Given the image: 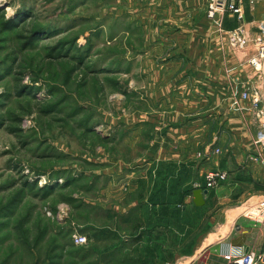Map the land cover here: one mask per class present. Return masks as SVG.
Masks as SVG:
<instances>
[{"label": "rangeland", "instance_id": "374dc122", "mask_svg": "<svg viewBox=\"0 0 264 264\" xmlns=\"http://www.w3.org/2000/svg\"><path fill=\"white\" fill-rule=\"evenodd\" d=\"M195 1L0 0V264H119L131 258L124 256L128 251L118 262L102 258L135 234L133 219L115 216L113 195L128 187L122 177L146 172L147 155L158 148L152 136L165 130L156 122L192 117L169 108L168 90L153 86L152 74L160 65L166 75L162 60L191 53L204 16L241 49L232 37L241 27L237 15L210 18L206 1L196 9L190 6ZM227 15L237 26L226 32ZM253 111L262 123L255 142L264 150L257 143L264 114ZM228 180L229 173L216 187ZM180 204L158 212L181 216L175 239L172 233L163 239L165 254H154L152 240L129 242L134 252L126 264H171L178 252L186 263L223 208ZM139 209L137 218L157 214ZM256 209L250 214L261 213L264 202ZM76 234L87 242L77 244ZM173 249L177 255L169 254ZM247 258L254 261L249 256L241 264H249Z\"/></svg>", "mask_w": 264, "mask_h": 264}, {"label": "crops", "instance_id": "0c3cea01", "mask_svg": "<svg viewBox=\"0 0 264 264\" xmlns=\"http://www.w3.org/2000/svg\"><path fill=\"white\" fill-rule=\"evenodd\" d=\"M195 3L190 6L196 9L202 0ZM242 7L241 23L254 38L259 31L255 25L264 21V0L254 6L250 0H242ZM223 23L226 32L237 26L236 18L229 15ZM201 25L195 31L197 39L191 53L162 60L166 75L159 65L151 77L152 85H158L159 91L163 87L168 90L165 99L170 103L169 108L191 112L192 117L184 122H156L165 130L152 136L158 148L147 155L142 169L146 172L136 175L134 171L122 177L128 187L124 193L116 189L113 195L116 204L112 209L116 217L133 219L135 234L126 243L152 240L153 245L157 243L154 254L160 255V250L165 254L166 233H172L175 239L176 222L181 220L180 215L159 214L161 207L181 206L182 200L184 206L198 209L221 207L223 212L219 210L217 215L221 219L215 221L218 223L209 235L195 243L185 264H236L227 259L230 254L242 258L253 256L252 264H264V210L256 216L250 214L251 209L259 210L256 208L264 202V195L251 197L253 194L249 193L264 191V150L255 142L262 123L254 119L252 98H240L245 88L251 86L260 94L264 105V70L257 72L249 62L256 52L252 42L247 47L235 48L213 20L204 16ZM256 155L261 159H252ZM212 169L228 172L229 180L208 190L205 204L198 206L193 193L203 189L198 184H204L205 174ZM141 206L157 214L137 218L134 215L140 213ZM177 236L180 241L178 230ZM126 243L120 242L110 249V262H118L124 256L131 257L128 260L133 258L134 251L127 249ZM125 251L129 254L121 255ZM169 254L177 255L174 249ZM179 254L177 258L173 256L171 264H182Z\"/></svg>", "mask_w": 264, "mask_h": 264}, {"label": "built area", "instance_id": "2783aa9c", "mask_svg": "<svg viewBox=\"0 0 264 264\" xmlns=\"http://www.w3.org/2000/svg\"><path fill=\"white\" fill-rule=\"evenodd\" d=\"M207 3L208 16L210 18H215L218 14L224 15L227 11H231L234 15H237L239 21L243 23L244 21V11L242 7V0H205ZM260 0H250L251 4L255 5ZM241 23V27L238 28L233 34V41L238 42L237 46L241 48L247 47L250 42L256 46V52L250 57L249 62L257 70V72H262L264 67V21L255 25L258 28V33L254 38H250L244 24ZM242 98H252L253 108L260 111V114H264V105H262V98L260 94L252 87H246L241 94ZM258 114V115H260ZM257 143H260L264 148V130L260 133ZM219 151V150H218ZM260 156L256 155L252 159L260 160ZM228 178V173L223 170L213 169L210 170L205 177V182L198 187L203 189H211L216 187L219 183L224 182ZM75 242L82 245L87 242V237L81 234H76L74 236ZM229 260H235L236 264H241L242 258H234L231 254L227 256ZM249 264H252L249 262Z\"/></svg>", "mask_w": 264, "mask_h": 264}, {"label": "water", "instance_id": "95a60500", "mask_svg": "<svg viewBox=\"0 0 264 264\" xmlns=\"http://www.w3.org/2000/svg\"><path fill=\"white\" fill-rule=\"evenodd\" d=\"M208 193L207 189H196L194 191V202L198 205V206H202L205 204V199H204V195Z\"/></svg>", "mask_w": 264, "mask_h": 264}, {"label": "trees", "instance_id": "16d2710c", "mask_svg": "<svg viewBox=\"0 0 264 264\" xmlns=\"http://www.w3.org/2000/svg\"><path fill=\"white\" fill-rule=\"evenodd\" d=\"M35 36V33H33L32 35H31V37H34ZM137 225H139V224H137ZM46 230H44L43 231V234H44V232H45ZM103 235H104V237H110V233L109 232H107V234L106 233H103ZM102 258H110V250H107L104 254H103V256H102ZM129 260L127 259H124V260H122L121 262H119V264H126L127 262H128ZM109 263H110V260H109Z\"/></svg>", "mask_w": 264, "mask_h": 264}, {"label": "bare ground", "instance_id": "6f19581e", "mask_svg": "<svg viewBox=\"0 0 264 264\" xmlns=\"http://www.w3.org/2000/svg\"><path fill=\"white\" fill-rule=\"evenodd\" d=\"M249 260H250V259L247 258L246 260H243V262H249Z\"/></svg>", "mask_w": 264, "mask_h": 264}]
</instances>
